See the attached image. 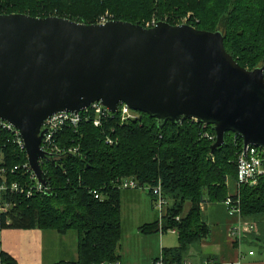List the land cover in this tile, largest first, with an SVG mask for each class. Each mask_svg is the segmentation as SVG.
<instances>
[{"label": "trees", "instance_id": "16d2710c", "mask_svg": "<svg viewBox=\"0 0 264 264\" xmlns=\"http://www.w3.org/2000/svg\"><path fill=\"white\" fill-rule=\"evenodd\" d=\"M188 12L192 13L188 24L222 32L225 49L241 66H264V0H0V14L55 15L83 23H98L105 17L146 26L154 17L156 22L179 24ZM139 114L137 120L124 123L110 119L95 127L83 121L77 130L64 128L59 143L78 147L76 153L50 157L41 164L46 190L30 195L27 189L1 193L0 205L7 206L0 210V230H73L77 258L55 264H118L121 189L116 184L124 178L137 180L154 205L153 187L159 186L161 218L139 226V231L173 230L178 244L164 247L156 262L188 263L191 247L198 249L210 232L201 207L206 201L223 203L230 196L238 200L241 220L255 227L264 222V174L255 184H235L232 194L228 190L227 181L236 182V161L243 145L239 136L226 132L223 144L212 151L211 125L184 118L177 125L167 121L159 127L155 118ZM106 136L113 143H106ZM0 155L7 181L29 187L23 167L26 152L1 126ZM14 166L18 168L12 170ZM204 258L203 264L215 263L210 256ZM0 264L18 263L0 247Z\"/></svg>", "mask_w": 264, "mask_h": 264}, {"label": "water", "instance_id": "95a60500", "mask_svg": "<svg viewBox=\"0 0 264 264\" xmlns=\"http://www.w3.org/2000/svg\"><path fill=\"white\" fill-rule=\"evenodd\" d=\"M263 70L241 66L220 30L188 23L0 14V120L18 129L41 183L43 121L95 101L112 112L125 103L159 127L184 118L211 125L212 151L226 132L264 148Z\"/></svg>", "mask_w": 264, "mask_h": 264}, {"label": "crops", "instance_id": "0c3cea01", "mask_svg": "<svg viewBox=\"0 0 264 264\" xmlns=\"http://www.w3.org/2000/svg\"><path fill=\"white\" fill-rule=\"evenodd\" d=\"M227 184L229 193L232 194L236 182L229 179ZM141 190L138 188L124 189L122 195L127 197L133 208H138L136 206L141 204V201L144 203L149 201V205L156 208L153 197L146 190ZM201 207L210 232L207 238L201 240L198 249L191 247L187 257L188 263L201 264L205 260V256H210L215 259L214 264H264V255H257L255 250V245L260 242L258 239L264 238V222L256 224L253 231L244 232L241 238L235 241L231 236V230L239 222L240 217L231 214L222 202L206 201L201 204ZM148 211L153 210L150 208ZM160 213L159 210V218L156 216L150 218L147 210L143 212L140 209L135 220H132V230L135 233L133 235H141L142 245L140 246L143 247L139 250L140 257L129 259L127 264H153L164 247H173L178 244V241L175 242L177 235L172 241L166 239V231L165 233L161 231L142 233L139 231V226L159 220ZM2 233H4L3 239ZM75 240L73 238L68 240L66 232L58 233L49 229L7 228L0 230L1 249L11 254L18 264H55L59 261L75 260L77 258V236ZM151 242L154 243L152 248L145 246ZM250 251H253V254H249ZM118 264H125L121 260V255Z\"/></svg>", "mask_w": 264, "mask_h": 264}, {"label": "built area", "instance_id": "2783aa9c", "mask_svg": "<svg viewBox=\"0 0 264 264\" xmlns=\"http://www.w3.org/2000/svg\"><path fill=\"white\" fill-rule=\"evenodd\" d=\"M111 19H106L101 17L98 23H103ZM156 23L153 20L146 26H153ZM140 117V114L135 110L129 108L125 103H120L117 106L115 112L110 111L107 107L102 105L99 101H95L90 105L82 108L77 112L73 111H57L48 116L42 123L41 128L44 129V133L41 138L40 148L46 153V159H39L40 165L47 161L50 157L59 158L66 155L67 153H76L78 147L66 146L59 143L61 136L59 135L64 128L77 130L81 122L87 121L91 122L95 127H99L103 122L109 121L110 119L118 120V122L124 123L129 122L130 120H137ZM0 126L9 130L21 149H24L23 141L19 135V131L12 124L7 121L0 120ZM207 135V134H205ZM208 136V135H207ZM210 139L213 136H209ZM106 143H113L112 139L109 136L105 138ZM243 144V142H242ZM0 155V163H1ZM237 166V176L236 184L237 187L240 185L246 184H255L260 175L264 174V148L257 147L254 145H242L241 151L237 156L236 161ZM26 168V172L29 175V187L25 188L18 181H7V170L5 167L0 164V195L6 191H24L27 189L26 194L30 195L33 191H44L47 189L46 179L45 183H41L34 171L31 169L28 160L23 165ZM18 166H14L12 170L17 169ZM42 168V167H41ZM43 170V169H42ZM43 176L45 178V173L43 171ZM116 186L120 189L128 188H139L144 189L138 185L137 180L134 178H124L121 179ZM95 193V191H93ZM153 193L156 195L155 206L162 211L163 210V201L159 197L160 189L159 186L153 187ZM223 204L227 207L228 211L231 214H236L239 216L240 208L237 205L238 200H233L230 196H227L223 201ZM7 205H0V210H6ZM255 229V224L252 222H246L239 220V222L232 228L231 236L233 240H238L241 238L244 232L253 231ZM173 231V230H172ZM249 254H253V251H250ZM156 264H163L162 260L156 262ZM189 264V263H186Z\"/></svg>", "mask_w": 264, "mask_h": 264}, {"label": "rangeland", "instance_id": "374dc122", "mask_svg": "<svg viewBox=\"0 0 264 264\" xmlns=\"http://www.w3.org/2000/svg\"><path fill=\"white\" fill-rule=\"evenodd\" d=\"M190 16H192V13L188 12L186 14V16L180 18L181 23H187ZM154 19L155 18L153 17L150 20H148L146 22V25L151 23ZM195 21H198V20L195 19ZM136 112H138V111H136ZM230 189H231V185H230ZM122 190H124V189H121V196H120V198H121L120 199L121 200V207H120L121 236H120V241H119V253L121 255V260L125 264H127L129 259L130 260L131 259H137L140 257L139 250L143 247V246H140V245H142L141 235H138V236L133 235L135 233L132 230V225H133L132 220H135V217L137 216L138 211L140 209L143 212H145L147 210V214H149L150 218H152L153 216H156V218H159V209L157 207L152 208L149 205V201H148V203H144V201H141V204L136 206L138 208L131 207L130 203L127 200V197L122 195V194H124V191H122ZM141 191H143V189ZM188 206H189V203L187 202L185 207L188 208ZM150 208L153 211H148V210H150ZM262 220H264V219H262ZM4 233H2V239L4 237ZM166 233H167L166 239H169L172 241V239L176 237V233H173L171 230H167ZM66 238L68 240H70L71 238H73L75 240L76 239L75 231L68 230L66 232ZM75 242H76V240H75ZM175 242H177V240H175ZM153 244L154 243L151 242V243L145 244V246H147V247L150 246L152 248ZM255 250L257 252V255H259V254L264 255V251H263L264 250V238H262L260 240V242H258L255 245ZM142 257H144V256H142ZM153 264H156V261H154Z\"/></svg>", "mask_w": 264, "mask_h": 264}]
</instances>
